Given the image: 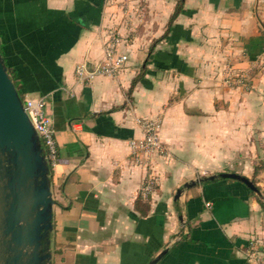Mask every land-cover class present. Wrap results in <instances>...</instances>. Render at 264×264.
Returning <instances> with one entry per match:
<instances>
[{
    "label": "crops",
    "instance_id": "crops-1",
    "mask_svg": "<svg viewBox=\"0 0 264 264\" xmlns=\"http://www.w3.org/2000/svg\"><path fill=\"white\" fill-rule=\"evenodd\" d=\"M147 3L133 27L114 0H0L8 70L22 97H45L54 129L52 264H147L163 250L156 264H246L264 238V0ZM112 34L127 57L117 75L79 82ZM241 69L248 90L223 80ZM143 119L160 121L163 153H132ZM223 172L257 191L184 186Z\"/></svg>",
    "mask_w": 264,
    "mask_h": 264
},
{
    "label": "water",
    "instance_id": "water-1",
    "mask_svg": "<svg viewBox=\"0 0 264 264\" xmlns=\"http://www.w3.org/2000/svg\"><path fill=\"white\" fill-rule=\"evenodd\" d=\"M218 177L239 180L257 191L251 180L233 172L200 177L184 186ZM53 205L44 146L0 48V264H52ZM165 252L147 264H156Z\"/></svg>",
    "mask_w": 264,
    "mask_h": 264
},
{
    "label": "built area",
    "instance_id": "built-area-1",
    "mask_svg": "<svg viewBox=\"0 0 264 264\" xmlns=\"http://www.w3.org/2000/svg\"><path fill=\"white\" fill-rule=\"evenodd\" d=\"M118 36L112 34L109 44L105 50V58L103 62L93 70H88L85 64H79L76 67L75 73L77 80L82 82L91 79L96 74H103L108 76H116L120 67L126 61V55H119L116 53V43ZM25 111L32 122L37 134L39 135L45 149V153L50 166H53L57 160V148L54 136V129L50 118L46 115L44 107L46 99L44 96H25L22 97ZM141 126L144 132L142 139L132 142V153L135 156L149 155L155 152H164V147L159 140V120L143 119ZM152 181L149 179L144 187L143 193L150 192L153 188ZM209 205V204H207ZM253 243L248 247L247 260L248 264H262L260 258L256 257L250 250H252Z\"/></svg>",
    "mask_w": 264,
    "mask_h": 264
},
{
    "label": "rangeland",
    "instance_id": "rangeland-1",
    "mask_svg": "<svg viewBox=\"0 0 264 264\" xmlns=\"http://www.w3.org/2000/svg\"><path fill=\"white\" fill-rule=\"evenodd\" d=\"M116 8L118 9L115 14L121 15V21L123 24L129 23L131 26L136 27L138 23L141 25L145 22L147 16V0H114ZM116 31V30H115ZM114 31V32H115ZM117 33V32H115ZM152 52V51H151ZM223 73V80L227 84H233L231 87L248 90V72L247 69L238 70V72L232 74L229 70ZM230 86V85H227ZM253 249L250 253L260 258V263L264 264V238H256L253 240ZM247 254V251H246ZM246 264H248L246 255Z\"/></svg>",
    "mask_w": 264,
    "mask_h": 264
},
{
    "label": "trees",
    "instance_id": "trees-1",
    "mask_svg": "<svg viewBox=\"0 0 264 264\" xmlns=\"http://www.w3.org/2000/svg\"><path fill=\"white\" fill-rule=\"evenodd\" d=\"M180 9H181V3H178V5H177V7H176V9L174 11V13L172 14V18L175 17L178 14V12L180 11Z\"/></svg>",
    "mask_w": 264,
    "mask_h": 264
}]
</instances>
